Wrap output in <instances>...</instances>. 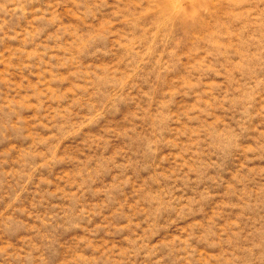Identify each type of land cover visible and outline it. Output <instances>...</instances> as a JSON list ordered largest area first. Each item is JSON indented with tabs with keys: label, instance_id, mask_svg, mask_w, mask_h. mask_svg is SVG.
Masks as SVG:
<instances>
[{
	"label": "rangeland",
	"instance_id": "1",
	"mask_svg": "<svg viewBox=\"0 0 264 264\" xmlns=\"http://www.w3.org/2000/svg\"><path fill=\"white\" fill-rule=\"evenodd\" d=\"M0 264H264V0H0Z\"/></svg>",
	"mask_w": 264,
	"mask_h": 264
}]
</instances>
